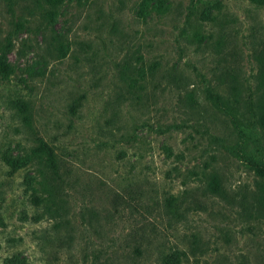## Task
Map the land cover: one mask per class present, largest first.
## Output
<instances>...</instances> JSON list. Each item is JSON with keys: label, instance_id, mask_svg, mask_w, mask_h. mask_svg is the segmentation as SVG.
<instances>
[{"label": "rangeland", "instance_id": "obj_1", "mask_svg": "<svg viewBox=\"0 0 264 264\" xmlns=\"http://www.w3.org/2000/svg\"><path fill=\"white\" fill-rule=\"evenodd\" d=\"M43 3L0 0V264H264V3Z\"/></svg>", "mask_w": 264, "mask_h": 264}, {"label": "trees", "instance_id": "obj_2", "mask_svg": "<svg viewBox=\"0 0 264 264\" xmlns=\"http://www.w3.org/2000/svg\"><path fill=\"white\" fill-rule=\"evenodd\" d=\"M252 1L264 3V0ZM61 2L62 0H44V3L41 5L42 13L40 14V24H42L44 27L51 24L58 13V7ZM259 63L257 79L260 88V95L256 105V116L258 124L264 133V49L261 51V53H259ZM0 72L4 75H8L10 72L9 64H7L2 58H0ZM229 93L233 96L237 93V87L234 83L229 85ZM47 149L48 146L41 142L40 146H38L35 151L40 153ZM5 160L12 167H17L26 161L25 158L18 159L12 157H7ZM255 172L258 175V179L256 181V191L254 192L255 204L258 211L264 212V163L256 165ZM206 188L211 194L214 195L226 196L227 194L224 183L216 173L209 175L206 182Z\"/></svg>", "mask_w": 264, "mask_h": 264}]
</instances>
